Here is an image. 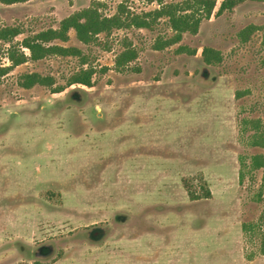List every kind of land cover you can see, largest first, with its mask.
<instances>
[{
  "label": "rangeland",
  "instance_id": "1",
  "mask_svg": "<svg viewBox=\"0 0 264 264\" xmlns=\"http://www.w3.org/2000/svg\"><path fill=\"white\" fill-rule=\"evenodd\" d=\"M123 1L0 2V18L21 27L23 41L95 3L114 15ZM126 1L137 13L159 8ZM252 26L264 27V0L213 15L163 51L156 40L174 35L165 18L152 31L102 35L106 48L84 45L72 30L68 43H57L87 56L84 68L97 71L92 88L67 84L83 68L75 57L29 61L5 76L0 264H264L263 170L247 167L240 181L242 161L264 156L246 124L264 125V30L245 42ZM127 41L138 59L119 72ZM206 47L222 63L208 65ZM8 48L0 43V65H10ZM31 73L65 90L21 87ZM188 187L208 188L212 198L191 201Z\"/></svg>",
  "mask_w": 264,
  "mask_h": 264
},
{
  "label": "trees",
  "instance_id": "2",
  "mask_svg": "<svg viewBox=\"0 0 264 264\" xmlns=\"http://www.w3.org/2000/svg\"><path fill=\"white\" fill-rule=\"evenodd\" d=\"M32 0H0L4 5H15L26 3ZM247 0H223L219 9L216 0H184L182 2H168V0H148L150 4L156 3L159 8L137 13L132 11L126 0L119 4L114 15H105L102 11L101 3H95L92 6L75 12L60 22L58 29L50 28L37 34L26 37L23 41L17 38L24 34V30L18 26H3L0 18V43L8 44L6 56L10 62L9 66L0 65V84L1 80L9 75L16 67H19L29 61L38 62L49 57H75L78 58L83 68L68 80V85H82L88 88L93 87V78L97 71L93 67L85 69L88 64L87 56L77 47H66L58 44L68 43L70 41V31L76 32L77 39L84 45H96L103 47L105 44L101 36L109 38L116 30L125 29H146L152 31L161 19H168L174 35L170 38H158L154 44V49L163 51L171 46L180 43L184 34L197 35L203 21L210 20L213 15L219 16L225 12L233 11L235 7ZM264 30V27L252 26L243 32V39L246 42L249 37L258 30ZM104 48H106L104 46ZM108 50V49H106ZM181 51H186V47H180ZM197 51H191L196 54ZM204 61L208 65H217L222 63V55L219 51L212 48H204L202 51ZM138 59V51L132 42L127 41L124 51L116 57L115 68L119 72L126 70L129 65ZM108 67L101 69V73H106ZM36 85L51 89L52 93L58 94L65 90L63 86H56L53 77H44L38 73L22 75L20 86L25 89H32ZM246 124H252L254 134L251 137L252 145L264 149V125L258 121H246ZM249 168L251 172L263 170L264 156L256 155L251 157L250 165L245 161L241 163L240 181L244 182V169ZM264 186V174H263ZM191 201L202 199H211L212 192L204 188L201 193L187 188ZM261 254L264 255V242L261 247Z\"/></svg>",
  "mask_w": 264,
  "mask_h": 264
}]
</instances>
